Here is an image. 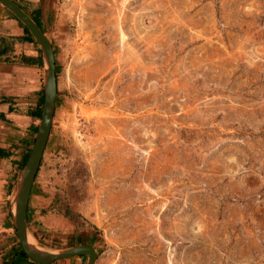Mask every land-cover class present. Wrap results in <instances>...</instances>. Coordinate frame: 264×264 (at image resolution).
I'll return each mask as SVG.
<instances>
[{
	"label": "rangeland",
	"instance_id": "obj_1",
	"mask_svg": "<svg viewBox=\"0 0 264 264\" xmlns=\"http://www.w3.org/2000/svg\"><path fill=\"white\" fill-rule=\"evenodd\" d=\"M45 15L58 94L38 243L87 242L95 264H264V0Z\"/></svg>",
	"mask_w": 264,
	"mask_h": 264
},
{
	"label": "crops",
	"instance_id": "obj_2",
	"mask_svg": "<svg viewBox=\"0 0 264 264\" xmlns=\"http://www.w3.org/2000/svg\"><path fill=\"white\" fill-rule=\"evenodd\" d=\"M15 1L31 16L41 14V20L50 9V0ZM44 101L43 51L24 24L0 3V264H42L22 252L11 200L37 138ZM38 172L31 188L27 214L31 232L43 242L50 240V235L48 230L42 233L40 215L45 211L42 203L47 199L44 196L46 188L37 178ZM41 235L45 238L39 237ZM34 236L30 235L29 239L38 244ZM83 260L84 256L79 255L49 264H83Z\"/></svg>",
	"mask_w": 264,
	"mask_h": 264
},
{
	"label": "water",
	"instance_id": "obj_3",
	"mask_svg": "<svg viewBox=\"0 0 264 264\" xmlns=\"http://www.w3.org/2000/svg\"><path fill=\"white\" fill-rule=\"evenodd\" d=\"M0 3L27 26L40 45L45 60V101L42 118L34 146L17 182L11 200L14 224L20 243L27 255L38 263L49 264L56 260L85 255L88 257L87 264H95L98 253L91 244H77L57 250L48 249L39 243L34 244L29 241V236H34L29 227L27 214L30 192L52 131L57 105L58 83L55 51L45 31L42 30L35 19L18 2L15 0H0Z\"/></svg>",
	"mask_w": 264,
	"mask_h": 264
},
{
	"label": "trees",
	"instance_id": "obj_4",
	"mask_svg": "<svg viewBox=\"0 0 264 264\" xmlns=\"http://www.w3.org/2000/svg\"><path fill=\"white\" fill-rule=\"evenodd\" d=\"M12 15H14L13 13H12ZM32 16H33V18L35 19V21L39 24V26L42 28V30L44 31V28H43V24H42V20L39 18L40 16H41V14H39V15H37V16H35V15H33L32 14ZM14 17H16L15 15H14ZM17 18V17H16ZM18 19V18H17ZM25 26V25H24ZM25 28H26V30L28 31V33H30L31 35H32V33L30 32V30L27 28V26H25ZM32 37H33V35H32ZM88 237V236H87ZM89 238V237H88ZM86 244H87V242H86ZM22 252H23V254L25 255V256H27L28 258H29V256L27 255V253L23 250V248H22Z\"/></svg>",
	"mask_w": 264,
	"mask_h": 264
},
{
	"label": "bare ground",
	"instance_id": "obj_5",
	"mask_svg": "<svg viewBox=\"0 0 264 264\" xmlns=\"http://www.w3.org/2000/svg\"><path fill=\"white\" fill-rule=\"evenodd\" d=\"M29 241H30V239H29ZM31 242V241H30Z\"/></svg>",
	"mask_w": 264,
	"mask_h": 264
}]
</instances>
